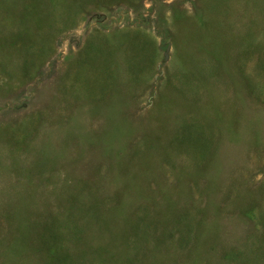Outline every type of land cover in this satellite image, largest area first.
Listing matches in <instances>:
<instances>
[{
	"label": "rangeland",
	"instance_id": "rangeland-1",
	"mask_svg": "<svg viewBox=\"0 0 264 264\" xmlns=\"http://www.w3.org/2000/svg\"><path fill=\"white\" fill-rule=\"evenodd\" d=\"M0 264H264V0H0Z\"/></svg>",
	"mask_w": 264,
	"mask_h": 264
}]
</instances>
